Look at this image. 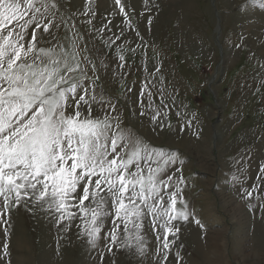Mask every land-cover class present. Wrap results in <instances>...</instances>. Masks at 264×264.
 I'll return each instance as SVG.
<instances>
[{"label": "rangeland", "instance_id": "374dc122", "mask_svg": "<svg viewBox=\"0 0 264 264\" xmlns=\"http://www.w3.org/2000/svg\"><path fill=\"white\" fill-rule=\"evenodd\" d=\"M41 2L57 7L40 17L52 24L48 33L37 31L36 47L77 53L85 70L80 89L96 97L91 117L115 116L125 136L171 156L176 162L162 178L183 177L192 215L174 222L180 231L169 237L165 261L162 230L158 244L150 217L140 233L144 254L137 255L104 239L111 216L92 247L79 217L58 226L22 201L4 216L7 225L0 223V264H264V6L121 0V13L115 0ZM30 39L31 30L26 45ZM119 235L124 241L123 225Z\"/></svg>", "mask_w": 264, "mask_h": 264}, {"label": "snow or ice", "instance_id": "6c2138e0", "mask_svg": "<svg viewBox=\"0 0 264 264\" xmlns=\"http://www.w3.org/2000/svg\"><path fill=\"white\" fill-rule=\"evenodd\" d=\"M252 2L264 6V0ZM115 4L124 13L121 0ZM49 7L57 4L0 0V223L7 225L4 216L22 201L30 202L48 212L58 226L79 217L78 227L95 247L105 218L111 216L112 228L104 239L143 255L140 233L143 220L150 217L158 244L162 230L159 250L166 261L174 243L169 237L180 231L174 222L188 221L192 215L182 196L183 177L162 178L176 161L125 136L117 117H91L96 97L89 99L88 89H80L85 70L77 53L36 47L37 31L48 33L52 24L40 19ZM70 106L72 113L67 112ZM158 116L159 112L150 118L156 122ZM121 225L124 241L119 235Z\"/></svg>", "mask_w": 264, "mask_h": 264}, {"label": "bare ground", "instance_id": "6f19581e", "mask_svg": "<svg viewBox=\"0 0 264 264\" xmlns=\"http://www.w3.org/2000/svg\"><path fill=\"white\" fill-rule=\"evenodd\" d=\"M107 0H102V3L103 4H105V2H106ZM99 2H101V1H99ZM254 24V23H253ZM255 25V24H254ZM251 28L253 27L252 25L250 26ZM250 27H248L246 30H249L250 29ZM256 27H257V25H256ZM257 29V28H256ZM251 31V30H250ZM211 245H213V243H211Z\"/></svg>", "mask_w": 264, "mask_h": 264}]
</instances>
